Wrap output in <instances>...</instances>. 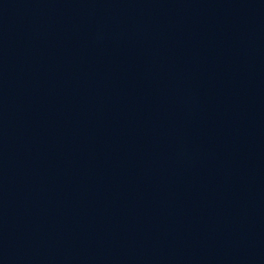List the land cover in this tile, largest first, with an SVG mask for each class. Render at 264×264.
I'll list each match as a JSON object with an SVG mask.
<instances>
[{
	"label": "water",
	"instance_id": "1",
	"mask_svg": "<svg viewBox=\"0 0 264 264\" xmlns=\"http://www.w3.org/2000/svg\"><path fill=\"white\" fill-rule=\"evenodd\" d=\"M0 264H264V0H0Z\"/></svg>",
	"mask_w": 264,
	"mask_h": 264
}]
</instances>
